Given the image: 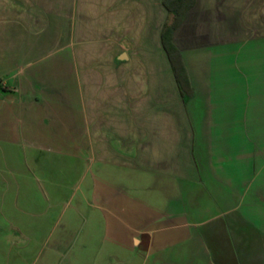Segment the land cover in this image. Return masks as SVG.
Segmentation results:
<instances>
[{"label":"crops","instance_id":"obj_1","mask_svg":"<svg viewBox=\"0 0 264 264\" xmlns=\"http://www.w3.org/2000/svg\"><path fill=\"white\" fill-rule=\"evenodd\" d=\"M73 12L0 0V264H264V56L195 72L189 12L158 101Z\"/></svg>","mask_w":264,"mask_h":264},{"label":"rangeland","instance_id":"obj_2","mask_svg":"<svg viewBox=\"0 0 264 264\" xmlns=\"http://www.w3.org/2000/svg\"><path fill=\"white\" fill-rule=\"evenodd\" d=\"M16 1L37 3L43 11L51 6L75 11L79 35L85 41L80 54L115 57L126 53L132 57L133 70L141 78L148 77L145 73L150 72L156 97L163 101L169 76L159 41L167 18L162 0ZM28 15L26 10V20ZM13 27L14 32L18 31L19 25L14 23ZM176 43L186 52L197 73L206 71L211 61L224 69L239 57L264 56V0H199L176 34ZM96 66L110 70L108 60ZM147 103L148 97L141 94V104Z\"/></svg>","mask_w":264,"mask_h":264},{"label":"trees","instance_id":"obj_3","mask_svg":"<svg viewBox=\"0 0 264 264\" xmlns=\"http://www.w3.org/2000/svg\"><path fill=\"white\" fill-rule=\"evenodd\" d=\"M196 4L197 0H162L167 18L160 33V43L170 62L183 97L192 96L193 91L188 82L187 69L183 63L182 54L174 43V34L182 26L188 13L195 8Z\"/></svg>","mask_w":264,"mask_h":264}]
</instances>
